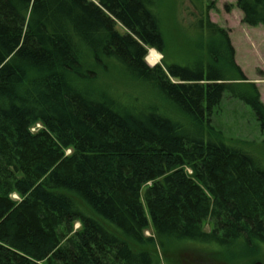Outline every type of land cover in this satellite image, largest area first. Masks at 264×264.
<instances>
[{
    "label": "trees",
    "instance_id": "obj_1",
    "mask_svg": "<svg viewBox=\"0 0 264 264\" xmlns=\"http://www.w3.org/2000/svg\"><path fill=\"white\" fill-rule=\"evenodd\" d=\"M159 1L0 0V264H162L157 246L185 242L229 263L264 248V167L212 120L229 91L264 130V104L228 83L246 78L214 0H188L200 53L186 66L165 60ZM235 6L264 25V0ZM107 70L121 89L97 83Z\"/></svg>",
    "mask_w": 264,
    "mask_h": 264
},
{
    "label": "rangeland",
    "instance_id": "obj_2",
    "mask_svg": "<svg viewBox=\"0 0 264 264\" xmlns=\"http://www.w3.org/2000/svg\"><path fill=\"white\" fill-rule=\"evenodd\" d=\"M159 3L162 31L166 42L165 60L169 64L186 66L189 60L200 53L197 49L200 40L196 37L193 28L194 16L191 13L193 9L191 10L188 0H160ZM235 3L236 0H214V8L208 12L209 20L227 30L235 50V62L246 78L244 81L234 80L228 83H238L242 91L251 90L253 84L260 101L264 104V25L244 24L242 11L235 6ZM116 27L120 32L126 31L120 24ZM153 52L159 56L158 61H152ZM162 59L163 55L157 50L153 48L147 50L145 61L149 66L163 65ZM113 77L108 70L100 72L97 83L111 84L117 90L121 89L122 80L119 78L120 82L116 83L111 81ZM212 120L216 125L219 124L227 144L255 156L264 167V130L260 129V123L249 104L232 97L231 93L226 91L219 107L214 110ZM75 226L77 227L78 224L76 223ZM210 229V221L206 220L204 230ZM146 234H150V231ZM156 248L162 258V264H178L176 260L181 261V264H251L256 260L264 264V248L260 249L257 256L253 254V248L234 247L231 249V254L235 256V260L229 263L212 249H217L215 244L185 242L173 244L163 251L158 246Z\"/></svg>",
    "mask_w": 264,
    "mask_h": 264
},
{
    "label": "bare ground",
    "instance_id": "obj_3",
    "mask_svg": "<svg viewBox=\"0 0 264 264\" xmlns=\"http://www.w3.org/2000/svg\"><path fill=\"white\" fill-rule=\"evenodd\" d=\"M152 54H153V55H152V61H154V62H155V61H158L159 56H158L156 53H154V52H153ZM152 61H151V62H152Z\"/></svg>",
    "mask_w": 264,
    "mask_h": 264
},
{
    "label": "water",
    "instance_id": "obj_4",
    "mask_svg": "<svg viewBox=\"0 0 264 264\" xmlns=\"http://www.w3.org/2000/svg\"><path fill=\"white\" fill-rule=\"evenodd\" d=\"M253 264H263V263L261 261H259V260H256V261L253 262Z\"/></svg>",
    "mask_w": 264,
    "mask_h": 264
}]
</instances>
